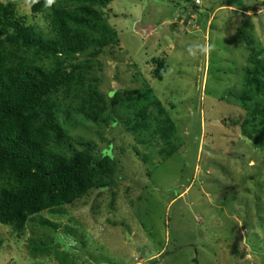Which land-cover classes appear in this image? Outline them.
I'll return each mask as SVG.
<instances>
[{"label": "rangeland", "instance_id": "374dc122", "mask_svg": "<svg viewBox=\"0 0 264 264\" xmlns=\"http://www.w3.org/2000/svg\"><path fill=\"white\" fill-rule=\"evenodd\" d=\"M5 1L50 33L45 13ZM262 1L114 0L101 9L119 49H106L89 76L119 102L65 128L59 151L112 141L115 185L29 218L21 235L0 224V264H264V134L259 114L251 116L264 108V90L235 97L255 61L264 83ZM157 59L168 67L161 80L152 76ZM145 97L159 100L177 128L178 149L164 161L159 141L125 129Z\"/></svg>", "mask_w": 264, "mask_h": 264}, {"label": "trees", "instance_id": "16d2710c", "mask_svg": "<svg viewBox=\"0 0 264 264\" xmlns=\"http://www.w3.org/2000/svg\"><path fill=\"white\" fill-rule=\"evenodd\" d=\"M16 1L24 2L32 15L45 13L50 23V33L44 34L17 13L15 2L0 0V224L21 235L29 218L115 185L112 141L102 150L79 143L82 149L70 155L59 148L69 140L65 128L77 127L79 120L96 121L119 102L116 91L106 96L89 76L92 62L106 49H117L119 39L101 12L114 0ZM153 62L152 76L161 80L168 67L163 60ZM260 70L256 61L246 69L245 88L235 97L248 101L247 87L255 95L264 90ZM144 100L124 122L125 129L134 137L159 141L164 161L178 149L177 128L159 100ZM257 113L264 134V108L252 109L253 120ZM2 244L0 237V249Z\"/></svg>", "mask_w": 264, "mask_h": 264}, {"label": "clouds", "instance_id": "9594fccd", "mask_svg": "<svg viewBox=\"0 0 264 264\" xmlns=\"http://www.w3.org/2000/svg\"><path fill=\"white\" fill-rule=\"evenodd\" d=\"M54 3V0H47V4L48 5H51V4H53Z\"/></svg>", "mask_w": 264, "mask_h": 264}, {"label": "built area", "instance_id": "2783aa9c", "mask_svg": "<svg viewBox=\"0 0 264 264\" xmlns=\"http://www.w3.org/2000/svg\"><path fill=\"white\" fill-rule=\"evenodd\" d=\"M196 4H198L199 3V0H193Z\"/></svg>", "mask_w": 264, "mask_h": 264}]
</instances>
